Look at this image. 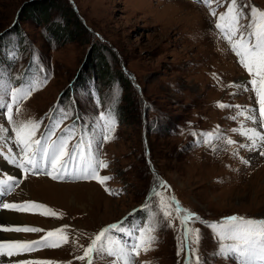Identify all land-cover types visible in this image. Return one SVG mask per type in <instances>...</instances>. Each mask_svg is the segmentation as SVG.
<instances>
[{
	"label": "rangeland",
	"instance_id": "obj_1",
	"mask_svg": "<svg viewBox=\"0 0 264 264\" xmlns=\"http://www.w3.org/2000/svg\"><path fill=\"white\" fill-rule=\"evenodd\" d=\"M229 2L213 0L211 9L219 15ZM240 3L264 11V0ZM211 9L197 0H0V83L10 78L13 87H23L34 75L46 76L39 90L20 102L19 112L14 106L13 119L41 122L39 137L52 128L61 110H67L71 116L53 139L65 128L76 127L71 147L80 132L101 139L96 123L100 112L112 110L116 117L114 135L99 151L108 167L98 174L111 177L103 185L79 178L71 168L56 180L44 172L29 175L15 169L19 177L26 176L2 200L35 202L50 210L17 212L23 218L19 227L41 231L16 235L36 241L63 228L61 235L68 239L60 247L27 253L28 260L87 264V258L77 257L103 227L125 217L127 223H148L143 206L161 182L167 187L158 190L166 198L175 197L182 209L200 217L188 226L199 231V244L192 247L206 264L231 262L215 255L217 240L205 225L233 215L264 219V155L238 135L241 126L262 132L264 128L247 120L248 112L232 119L250 108L257 109L259 119V104L254 92L244 90L251 87L247 83L251 77L214 28ZM38 65L44 73H37ZM233 83L238 86L230 87ZM6 99L10 102V97ZM0 113V128L9 129L0 132V160H5L7 170L12 164L7 159L19 148L6 109ZM214 130L236 144L214 142L213 152L201 143L200 133ZM2 172V178L10 174ZM158 201L159 197L151 201L157 213V240L152 250H141L134 264H185L189 253L177 254L183 229L175 206L169 226ZM133 212L134 217L129 215ZM5 214L0 215V226L8 225ZM0 240H6L2 231ZM8 259L0 257V264H10Z\"/></svg>",
	"mask_w": 264,
	"mask_h": 264
},
{
	"label": "snow or ice",
	"instance_id": "obj_2",
	"mask_svg": "<svg viewBox=\"0 0 264 264\" xmlns=\"http://www.w3.org/2000/svg\"><path fill=\"white\" fill-rule=\"evenodd\" d=\"M197 2H201L211 9L213 0H197ZM246 8L248 9L247 13L244 11ZM210 15L215 18L214 28L222 34V38L228 43L230 50L238 57L240 66L251 77L247 82L251 87H245L244 90L254 92L259 104V119L255 108L238 111L232 119L235 120L237 116H244V112H248L250 114L245 118L264 128V11H259L256 7L248 4L242 5L240 0H230L225 12L217 15L215 9H211ZM245 20L247 23L244 22ZM13 54L15 55L14 49ZM44 72L45 69L38 65L37 73ZM45 81L46 76L34 75L25 82L23 87H13L10 78L8 81L0 83V109H6L7 121L11 125L10 131L14 133V143L19 148L18 154L10 156L12 164L22 170L24 174L44 172L54 180L59 179L61 175H67L71 168L73 174H78L79 178L96 180L103 185L111 177L98 174L101 169L108 167V164L101 159L99 151L101 144L108 142L115 132L116 117L112 110L107 113H99L96 123L100 131V140L86 138L87 133L80 132L79 140L71 147H69L70 141L77 136L79 131L76 127L65 128L63 134L53 139L55 130L71 116L67 110H61L59 118L54 120L52 128L39 137H37V132L40 130L41 122L13 119L14 106L19 112L20 102L27 100L35 91L39 90ZM237 86L235 83L230 85V87ZM9 97L10 102L6 99ZM218 106L226 107L222 104ZM241 127L242 130L238 135L250 141L253 150L259 147L260 154L264 155V135L255 128L244 129L243 126ZM8 131L7 128H0V132L7 133ZM232 131L236 132L237 130L233 129ZM200 135L203 138L201 143L208 145L213 152L217 150L214 142H223L228 146L236 144L235 140L221 136L218 130L200 133ZM240 146L245 147L243 144ZM7 151L11 152L12 150L8 149ZM18 183L19 181L11 175L0 178V197L11 194ZM166 187L161 182L152 188L149 198L143 206L148 210L147 224L127 223L128 217L118 223L109 224L95 235L91 243L84 249L83 255L77 259L83 261L87 258V264H134L135 259L141 254V250L144 253L152 250V245L157 240L154 234L158 230L157 213L152 210L151 201L154 197H159L158 208L168 225L170 226L172 222L173 205L175 206V215L180 218L183 239L177 254L179 255L182 251L189 253L185 264H206V261H203L192 247L193 244H199V231L190 229L188 226L190 221H199L200 217L189 210L182 209L175 197L166 198L164 193L158 190V188ZM105 191L109 190L105 188ZM0 208L18 213H28L31 209L45 208V206L35 202L14 203L4 202L0 199ZM45 211L50 210L45 208ZM182 213L183 215H181ZM50 214L53 217L57 215L55 212ZM129 215L134 217L135 213ZM205 227L212 230V234L217 240L216 256L229 260L231 264H264V219L233 215L219 223L207 224ZM0 231L37 233L41 229L0 226ZM63 232V228H57L55 231H49L42 240L36 241L0 240V257L19 256L44 247H60L61 242L68 243L67 237L61 235ZM115 233L125 234L129 239L121 240L119 236L114 235ZM192 233L195 234L194 239ZM53 237H57V239H50ZM193 255L195 260L192 259ZM20 264H51V262L23 260Z\"/></svg>",
	"mask_w": 264,
	"mask_h": 264
},
{
	"label": "bare ground",
	"instance_id": "obj_3",
	"mask_svg": "<svg viewBox=\"0 0 264 264\" xmlns=\"http://www.w3.org/2000/svg\"><path fill=\"white\" fill-rule=\"evenodd\" d=\"M17 171L20 169H18L17 167L15 168ZM15 171V170H14ZM11 174V173H10ZM16 174V172H15ZM19 174V173H18ZM26 190V188H24ZM78 189V188H77ZM92 193H89L88 198H91ZM2 211V212H1ZM6 213V214H5ZM4 214L10 219H8V225H4V226H13V227H17L19 226V224L23 223V218L21 216H17V212L12 211V210H7V209H2L0 208V215L4 216ZM13 223L12 225H9ZM16 232H2V235L4 238H6V240H20L23 241L20 234L16 235ZM27 241V240H25ZM8 260H5L6 263H10V264H15V263H20L23 260H28V254H22L19 256H13V257H8Z\"/></svg>",
	"mask_w": 264,
	"mask_h": 264
},
{
	"label": "trees",
	"instance_id": "obj_4",
	"mask_svg": "<svg viewBox=\"0 0 264 264\" xmlns=\"http://www.w3.org/2000/svg\"><path fill=\"white\" fill-rule=\"evenodd\" d=\"M43 13H44L46 16H48L47 9H44ZM61 100H62V99L60 98V100H59L58 102L60 103Z\"/></svg>",
	"mask_w": 264,
	"mask_h": 264
}]
</instances>
